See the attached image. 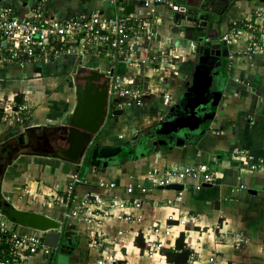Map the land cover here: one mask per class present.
I'll list each match as a JSON object with an SVG mask.
<instances>
[{"label":"crops","instance_id":"1","mask_svg":"<svg viewBox=\"0 0 264 264\" xmlns=\"http://www.w3.org/2000/svg\"><path fill=\"white\" fill-rule=\"evenodd\" d=\"M106 1L49 0L47 5L55 17L67 18L80 11L107 13L112 5ZM36 3L0 0V6H10L20 18L29 16ZM128 5L133 6L132 14L157 20L154 44L170 53L161 66L140 62L130 66L122 59L112 64L107 57H82L85 67L104 72L111 65L122 78L133 76L136 84L132 86L150 90H146L139 105L113 106L108 111L107 103L105 122L89 150L92 154L82 164L46 156L43 151L51 149L40 148L41 137L61 145L60 129L56 127L64 123L75 105L74 84L64 83L63 76L72 78L81 56L63 54L37 66L0 64L4 67L0 68V90L6 86L12 95L0 100H13L20 93V102L13 101V106L17 110L24 105L30 107L14 113L20 119H13L17 123H12L10 117L3 119L0 144L18 137L22 147L35 150L18 155L3 169L1 192L19 209L60 221L61 232L69 239L51 254L31 255L24 264H91L90 258L100 254L87 244L88 233L94 231L114 248L119 264H170L161 252L148 255L135 244L139 232L151 235V227L157 223L163 227L169 214L187 221L172 222L171 241L163 249H173L180 231H184V241H189L191 250L189 264H264V49L248 57L244 54L245 34L235 43L237 50L219 40L234 25L241 26V19L264 22V16H259L264 11V0H204L198 8L177 3L172 8L145 6L142 0H125L124 7ZM204 21L206 24H202ZM210 22L217 23V27L211 24L209 30ZM176 24L178 30L172 31ZM212 48L227 50L228 55L211 53ZM100 59L104 66L99 65ZM37 67L41 70L35 71ZM212 86L219 91L215 97L207 96ZM215 98L216 107L208 124L202 122V106L191 112L205 101L210 107ZM117 109L122 113L113 114ZM142 132L141 137H134ZM166 133L174 135V140L158 144L157 135ZM132 139L140 147L128 153ZM149 142H153L150 147ZM238 148L244 153L237 157L233 150ZM123 151L127 155L116 158ZM1 156L6 162L10 159V153ZM199 162L207 163L215 172L214 183L197 188L196 179H184L177 183L182 185L178 201L175 198L180 190L154 186L166 169ZM252 163L259 166L252 169ZM2 166L0 162V170ZM73 173L82 179L74 186V202L87 198V214L102 207L110 195L122 194L126 186L141 185L147 191H133L132 196L142 202L139 208L128 209L133 215L130 220L120 221L111 215L94 224L68 219V207L55 198L65 191ZM186 225L196 227L197 234ZM238 235L245 240L237 245Z\"/></svg>","mask_w":264,"mask_h":264},{"label":"built area","instance_id":"2","mask_svg":"<svg viewBox=\"0 0 264 264\" xmlns=\"http://www.w3.org/2000/svg\"><path fill=\"white\" fill-rule=\"evenodd\" d=\"M48 1L37 0L30 15L24 18L14 15L10 6H0V64L37 66L50 62L60 55L72 54L81 57H107L114 62L122 59L130 66H138L139 62L161 66L169 56L170 52L165 47L154 44L157 41V20L150 16L126 13L125 0H107L115 7L114 13L110 16L96 11H80L67 18L55 17L48 9ZM142 2L145 6L166 5L169 8L176 4L175 0ZM239 21H243L241 26L234 25L222 33L219 40L230 46L231 50L234 48L237 50L238 46L235 47V43L237 44L245 34L244 53L248 57H253L264 49V22H255L251 19ZM55 41H58V46ZM205 41L208 39L205 38ZM135 54L137 56L132 58L131 55ZM104 72L109 76L108 111L113 106L125 108L131 103L141 104L145 92L143 87L132 86L136 84L133 76L122 78L114 72L111 65ZM13 104L11 101L0 105L3 107V119L10 117L20 120L15 114L27 106H21L13 112ZM243 153L240 148L233 150L234 156L237 157ZM258 166V163L251 164L252 169ZM187 178L196 179L197 188L217 180L215 172L209 165L199 162L166 169L154 186L164 187ZM78 182H82V179L78 173H73L65 191L55 200L68 207L65 213L68 219L92 224L101 222L106 215L114 216L120 221L130 220L133 215L128 209L139 208L142 202L141 199L132 196L133 191L136 189L142 193L147 191L146 187L141 185L126 186L122 194L110 195L103 201L102 207L93 210L92 214H87L89 203L87 198L83 197L77 200L78 203L74 202V186ZM110 186L113 187L114 183H110ZM180 198L181 190L178 191L175 200L178 201ZM73 202L74 206L69 207ZM175 220L178 224H185L187 221L184 217L176 219L174 214H169L163 227L159 223L151 227V235L145 236L147 237L145 252L148 255L159 253L166 247L168 240L171 241L172 222ZM43 237V231L16 225L0 214V264H24L35 253L51 254L56 248L44 244ZM87 238L88 247L100 251L93 259V264H119L114 248L105 244L104 237L98 231L88 233ZM244 240L242 235L235 237L237 245ZM172 248L175 249L173 245Z\"/></svg>","mask_w":264,"mask_h":264},{"label":"water","instance_id":"3","mask_svg":"<svg viewBox=\"0 0 264 264\" xmlns=\"http://www.w3.org/2000/svg\"><path fill=\"white\" fill-rule=\"evenodd\" d=\"M203 1L204 0H198V3H194L192 0H176V3L186 4L188 6L190 5L198 8ZM105 4H108V1H106ZM132 10V5H128L125 8L126 13H131ZM202 24H206L205 21ZM211 24H213L214 29L217 27V23L210 22L207 25L209 30L212 28ZM171 30L177 31L178 25H173ZM200 39H202V37H200ZM55 43L58 46V41H55ZM202 49L203 48L200 47V50ZM210 52L216 53L217 55L220 53L224 56L228 55L227 50L222 51L220 48H212ZM40 70L41 69L39 67L35 69V71ZM72 81L74 84L75 105L72 112L64 119V123L56 127V129L59 127L62 130L67 128V132L64 137L66 145H57L52 150L43 151V154L65 160L73 164H82L85 158H87V161L88 158H90L92 150L90 153L89 150L91 145L94 144L93 137L101 129L105 122L107 113L106 107L108 103L109 76L99 69L85 67L82 64V57H79L78 65L74 74H72ZM21 98L22 95L20 93L14 95V103L18 104ZM216 102L217 99L215 98V100L210 104V112L203 115V123L208 124L212 119ZM12 109L17 110V106L14 105ZM121 113L122 109L113 110V114ZM1 122H3L2 106H0V123ZM51 128L54 127H48V130ZM152 130L153 129H150L144 133L151 132ZM144 133H139L138 136L141 137ZM46 135L48 136V134ZM40 139L44 138L41 137ZM135 141L136 139L131 140L132 148H135ZM153 142H149L147 146L150 147L153 145ZM17 146L18 147L11 151L9 156L10 159L7 162L4 156L0 157V162L3 164L2 170H0V214L16 225L43 231V242L50 247L58 248L65 242L69 243V239H66L64 234L61 232L60 221L40 212L19 209L3 196L1 192L2 177L4 173L3 169H5L8 164L12 163L18 155L35 152L34 147H22L21 145ZM91 169L92 166L89 167V171ZM164 187L178 190L182 189V185L177 183L169 184Z\"/></svg>","mask_w":264,"mask_h":264},{"label":"flooded vegetation","instance_id":"4","mask_svg":"<svg viewBox=\"0 0 264 264\" xmlns=\"http://www.w3.org/2000/svg\"><path fill=\"white\" fill-rule=\"evenodd\" d=\"M221 2H225V0H221ZM218 5V4H217ZM221 67L223 68V65H221ZM221 67H220V69H219V71L221 72ZM75 72V71H74ZM74 74V73H73ZM214 86H212L211 87V90H209L208 88V90H207V96H209V97H215V95H217V94H219L218 92L219 91H217V88L215 89V87L213 88ZM18 94V93H17ZM205 100V99H204ZM188 106V105H187ZM200 106H202L203 107V109H202V111L200 112V113H202V115H204L205 113H207V112H210V107H209V104L208 103H206V101H205V103H199L198 105H196L195 106V109L193 108V109H191V112H196L197 110H199V107ZM191 108V107H190ZM190 108L189 109H187V110H190ZM207 109V110H206ZM60 130V137L58 138V142H61V143H58V144H61V145H64V137H65V134H66V132H67V128H65V130H62L61 128H59ZM149 134H146V135H144V136H148ZM174 138H175V136L174 135H172L171 133H166V134H162V135H157V137L155 138V140H157V142H158V144L160 143H163V142H166V141H173L174 140ZM171 139V140H170ZM177 139V138H176ZM19 142V139H18V137H14V138H11V139H9L8 141H6V142H4L2 145H0V156L1 155H4L5 153L7 154V155H9V153H11V151L13 150V149H15L16 147H18L17 145H19L20 146V144L18 143ZM56 142H54V140H53V142H50L49 141V138L48 139H43V140H41V142H40V145L41 146H43V147H45L44 149H54L56 146H57V144H55ZM136 148H132V149H129L128 148V150H126V151H128V153H129V150H132V152H133V150L134 151H136V149H138L139 147H137V146H135ZM123 153L124 154H126L127 155V152H125V151H123L122 153H120L119 155H116V158H119V156H121V155H123Z\"/></svg>","mask_w":264,"mask_h":264},{"label":"trees","instance_id":"5","mask_svg":"<svg viewBox=\"0 0 264 264\" xmlns=\"http://www.w3.org/2000/svg\"><path fill=\"white\" fill-rule=\"evenodd\" d=\"M188 229H195V234H197L198 229L193 225H186ZM145 233L139 232L135 237V244L139 247L140 251H145L146 241H144ZM144 236V237H143ZM185 233L180 231L177 239L175 240V249H162L160 252L165 256L166 262L170 264H189L188 260L191 254L189 248V241H184Z\"/></svg>","mask_w":264,"mask_h":264},{"label":"rangeland","instance_id":"6","mask_svg":"<svg viewBox=\"0 0 264 264\" xmlns=\"http://www.w3.org/2000/svg\"><path fill=\"white\" fill-rule=\"evenodd\" d=\"M119 6H121V5H119ZM71 7H73L74 8V5H72L71 4ZM106 11H108L107 12V16H110V15H112L113 13H114V11H115V7L114 6H111V7H109ZM50 13V12H49ZM260 14L262 15V16H264V11H260ZM176 19H178L177 17H176ZM256 26H257V24H256ZM157 32H158V30H157ZM245 54V53H244ZM246 56H248L247 54H245ZM137 55L135 54L134 56L133 55H131V57L132 58H134V57H136ZM101 57V56H100ZM102 59H100V62H99V65L100 66H104V63H103V61H101ZM112 63H114V61H111ZM123 66H124V64H122ZM3 66H5V65H3ZM2 65H0V68H3L4 69V67H3ZM74 70V69H73ZM68 82V81H72V78H71V76L70 75H68L67 77L66 76H63V81H64V83L66 82V81ZM73 82V81H72ZM64 83H62L63 85H62V87H64ZM6 86H4L3 87V89H1L0 90V97H12V95L9 93L8 94V89L7 88H5ZM143 89H144V92H146V90H148V91H150L149 89H147V88H145V87H143ZM196 93L198 94L199 93V90L198 89H196ZM199 97V96H198ZM11 101H13V100H7V99H3V100H0V105H5L6 103H11ZM26 106H29V105H26ZM27 109H30V107H26V108H23L21 111H27ZM21 116V115H20ZM11 121H13L12 123H17L16 121H14L13 119L11 120ZM136 134V133H135ZM134 134V135H135ZM133 135V136H134ZM137 136L138 135H135L134 137L135 138H137ZM129 145H130V143H128V144H126V147H129ZM40 148H45V147H43V146H41L40 145ZM86 161H87V158H86ZM111 160H107L106 162L108 163V162H110ZM144 253H146L145 251H144ZM98 256V255H97ZM95 258V257H94ZM118 258H120V257H118ZM90 260H91V264H93L94 263V261H93V259L92 258H90ZM143 261H146V259H143ZM142 261V262H143ZM125 262V261H124ZM122 264V263H121Z\"/></svg>","mask_w":264,"mask_h":264}]
</instances>
